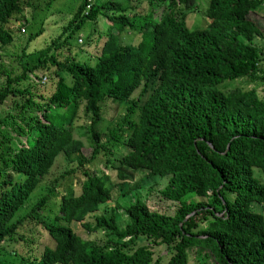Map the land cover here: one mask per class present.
Wrapping results in <instances>:
<instances>
[{"label": "trees", "instance_id": "16d2710c", "mask_svg": "<svg viewBox=\"0 0 264 264\" xmlns=\"http://www.w3.org/2000/svg\"><path fill=\"white\" fill-rule=\"evenodd\" d=\"M76 1L42 46L27 47L36 29L16 66L0 61V105L11 103L0 134H15L0 150V264H12L6 246L20 264H190L191 249L196 264H264V216L253 206L264 209V98L254 87H223L263 82L264 30L251 17L264 0H146V13L131 14L124 0ZM35 3L0 0V49L12 40L6 24ZM193 14L202 21L190 27ZM88 22L85 59L64 54ZM125 30L137 37L124 42ZM106 101L126 106L116 122L104 119ZM79 107L87 154L71 133ZM76 152L77 191L63 192L52 217L42 214L50 192L26 207L55 159L67 164ZM99 155L106 172L84 166ZM137 170L164 180L157 193L177 204L168 212L114 198L126 218L119 228L113 209L95 212ZM71 222L103 238L83 239Z\"/></svg>", "mask_w": 264, "mask_h": 264}, {"label": "rangeland", "instance_id": "374dc122", "mask_svg": "<svg viewBox=\"0 0 264 264\" xmlns=\"http://www.w3.org/2000/svg\"><path fill=\"white\" fill-rule=\"evenodd\" d=\"M49 0H31V2L34 4L35 7H24L21 14H17L16 16H13L12 19H10V22L6 24L8 29H11L12 31V40L10 43L6 44L0 49V61L2 64H8L10 63L13 66H16L18 55L21 53V49L25 43L26 37L28 33H33L36 29H40L42 32L36 37L33 38L27 45L29 49L32 48V50L37 49L42 46L43 41L47 40V38L50 35H53L55 32V29L63 24L65 15L72 13L76 6L77 1L76 0H50L48 6H44ZM97 1V0H96ZM200 5L204 4V2H200ZM123 5H127V12L131 14V12H144L146 13L149 10V4L146 0H127L123 2ZM43 8H42V7ZM43 9V10H42ZM253 21L257 23L259 26H261L264 30V2L261 3L260 7L257 8L253 14L252 17ZM202 21L201 18H199V14L192 15L191 18H188V26L192 27L196 25L198 22ZM196 21V22H195ZM103 23V24H102ZM111 22L108 20H104L103 22L98 20L97 21V27L100 32L105 33L106 32V26H110ZM90 30V22L86 23L82 29L79 31V33L75 36V47L76 49L73 51H64V54H73L75 59L84 60L87 54L82 51L85 47L81 45L83 44L84 37ZM121 37L124 40V42H129V39H135L137 36L135 33H130L127 30L121 33ZM80 39V41H78ZM256 46H259L262 44L261 41L256 40L254 42ZM81 47V48H80ZM80 48V49H79ZM11 55H14L13 57ZM12 60V61H11ZM93 59L90 60L92 62ZM11 67V66H10ZM262 69H264V62L261 65ZM17 69L19 67L15 68L14 71L17 72ZM4 76L0 72V84L3 80ZM263 82L257 78L253 82L251 81H245L243 79L236 78L233 81H229L224 83V88H231L234 86H240L243 89H249L251 87H254L258 96L261 98H264V79H262ZM11 103L8 99L0 105V115L4 114L8 108L10 107ZM104 119L105 120H111V122H116L119 117H121L125 110L126 106L124 105H116L112 102L106 101L104 104ZM87 118L84 116L82 112V108L79 107L78 112L76 114V117L73 119L71 124V133L72 137L75 139H78L81 141L82 146L85 148L83 150L84 153H88L87 151V141H86V132L88 130V124H87ZM14 133L10 132L7 136H1L0 134V150H9L11 149L12 141L15 139ZM118 149V148H117ZM80 157V152H76L72 154L71 160L66 164V161L64 160V157L62 155H59L52 166L50 167L48 173L44 175L42 180L40 181L38 187L39 189H35L34 192L31 194V197L26 202V207H28L31 203H33L38 196L41 194H44L45 192H50L52 194L51 198L47 200L46 206L42 211L43 217L49 216L52 217L55 214V211L57 209L60 196L63 194L65 190L70 191H77L78 189V182L81 181L82 176L80 172L77 169L78 163L76 162L77 158ZM104 157L100 156L97 157L96 160L92 161V163L85 164L84 166L86 168L92 169V170H104L102 166V160ZM69 169H73V173H69L64 175L62 178H60V174L64 171H67ZM130 177L124 182H120L119 184L114 186V188L111 191V197L112 199L109 202H106L105 204L101 205L99 209L95 213H102L105 210L113 209L115 214L117 215V224L118 227H123L126 218L123 214L122 210L120 208L115 207V200H117L118 204L121 206L126 205L129 202H132L135 200V198H140L142 201H145V203H149V206L157 209H164L168 212L172 211L177 203L170 202V201H164L161 196L157 193L158 189H160L164 185V180H159L158 176H147V172L145 170H137L134 172L128 171ZM110 174H113L110 172ZM113 176V175H112ZM115 179V178H113ZM55 180V186H53V181ZM139 183V187L132 190H127L129 187L134 186L135 184ZM119 189V192H118ZM125 194H122V193ZM122 194V195H121ZM228 199L231 198V195H226ZM193 196L187 195L184 200L191 199ZM194 199H198L194 197ZM256 211H261L264 216V209H261V207L257 204H253ZM23 211V209L21 210ZM86 221H92V217L89 215L85 216ZM70 227L72 230L81 238L83 239H93L95 241H100L103 237L101 236V232H91L87 233L86 230H84L81 225L78 222H71ZM42 244L49 242L47 237H44V239L40 240ZM14 246H17L14 244ZM18 247V246H17ZM6 250L8 254L6 255L8 261L12 264H20L17 258H14V256L10 252L12 249L10 246H6ZM157 253H164V250H157ZM202 254V253H201ZM155 255V254H154ZM193 249L189 250L188 252V260L190 264H196L193 258L197 256ZM202 257V255H200Z\"/></svg>", "mask_w": 264, "mask_h": 264}, {"label": "built area", "instance_id": "2783aa9c", "mask_svg": "<svg viewBox=\"0 0 264 264\" xmlns=\"http://www.w3.org/2000/svg\"><path fill=\"white\" fill-rule=\"evenodd\" d=\"M78 41H80V39H79ZM44 80H45V77H44V76H42L40 81H42V82H43Z\"/></svg>", "mask_w": 264, "mask_h": 264}]
</instances>
